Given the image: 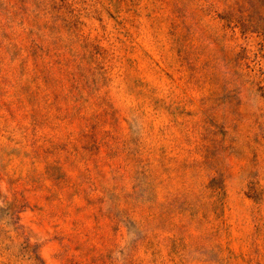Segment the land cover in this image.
Segmentation results:
<instances>
[{
  "label": "rangeland",
  "instance_id": "obj_1",
  "mask_svg": "<svg viewBox=\"0 0 264 264\" xmlns=\"http://www.w3.org/2000/svg\"><path fill=\"white\" fill-rule=\"evenodd\" d=\"M0 264H264V0H0Z\"/></svg>",
  "mask_w": 264,
  "mask_h": 264
}]
</instances>
